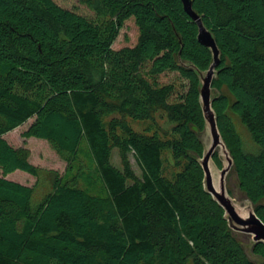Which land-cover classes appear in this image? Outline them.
Returning a JSON list of instances; mask_svg holds the SVG:
<instances>
[{"label":"trees","instance_id":"1","mask_svg":"<svg viewBox=\"0 0 264 264\" xmlns=\"http://www.w3.org/2000/svg\"><path fill=\"white\" fill-rule=\"evenodd\" d=\"M78 2L90 17L54 0H0V264H264V243L251 247L261 262L250 259L204 189L198 73L213 57L182 2ZM191 2L219 50L216 124L264 222V0ZM129 19L136 43L113 49ZM29 119L23 137L67 155L37 203L35 186L7 176L39 169L3 137ZM129 119L149 123L137 131Z\"/></svg>","mask_w":264,"mask_h":264},{"label":"rangeland","instance_id":"2","mask_svg":"<svg viewBox=\"0 0 264 264\" xmlns=\"http://www.w3.org/2000/svg\"><path fill=\"white\" fill-rule=\"evenodd\" d=\"M54 1L61 7L74 10L86 17L91 16V13L83 5H81L78 0ZM137 36V26L135 25L133 19H129L119 30L118 36L112 44V48L120 49L126 46L131 47L136 43ZM174 78L175 77L173 74L162 75L160 77V81L162 83H168L171 82ZM32 120L33 119H29L21 126L6 133L3 137L12 147L22 150L24 153H26L29 163L39 169L38 178L30 176L27 173L21 171H15L14 173H11L7 176V178L13 181H17L30 186H35L32 202L37 203L48 191H50L51 180L55 173L62 177L64 176L67 169V155L59 153L58 150L46 140H41L34 137H23L22 133L28 128ZM128 121L130 125L137 131H141L149 123V121H139L133 119H129ZM236 127L241 136L244 149L249 152H255L257 150V146L252 141L246 128L238 120H236ZM199 138L201 139L204 147L208 148V146L210 145V136L208 132L204 130V132L199 134ZM215 152L222 157V165H224L225 160L223 159L221 148L218 147ZM129 160L134 171L139 174V168L131 155L129 156ZM111 162L115 167L121 168L119 154L116 149L112 151ZM211 168L214 184L218 186V170L213 164ZM225 185L227 191H229L231 194V198L235 201L238 213L242 217H246L248 215V212L252 210V205L250 204V201L245 198L244 194L239 190L238 181L232 169H230V171L226 175ZM235 233L236 237L239 241H241L243 247L245 248L249 258L260 263L261 260L255 257L251 252V247L254 243L251 235L242 232Z\"/></svg>","mask_w":264,"mask_h":264},{"label":"water","instance_id":"3","mask_svg":"<svg viewBox=\"0 0 264 264\" xmlns=\"http://www.w3.org/2000/svg\"><path fill=\"white\" fill-rule=\"evenodd\" d=\"M184 11L197 24L198 34L197 41L208 48L213 57V62L209 68L204 72H199V98L202 109V114L205 121V130L210 136V145L208 148L204 147L203 155L199 160L201 168L204 173L203 185L207 193L223 208L224 217L228 222V226L234 232H242L251 235L254 243H264V222L256 215L253 210L248 212L246 217H242L236 208L235 201L231 198L225 185V178L232 167V159L228 150L221 138L217 124L216 116L212 109V102L217 93L211 88V82L215 76V69L219 64V50L215 40L209 30L203 25L201 18L192 10L191 0H180ZM221 148L225 164L218 168L212 160V157L217 148ZM222 163V157L218 154ZM212 164L217 168L219 173L218 186L214 184L212 175ZM251 204V203H250Z\"/></svg>","mask_w":264,"mask_h":264}]
</instances>
